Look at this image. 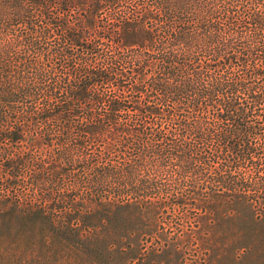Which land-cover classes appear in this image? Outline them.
Instances as JSON below:
<instances>
[{"label": "trees", "instance_id": "1", "mask_svg": "<svg viewBox=\"0 0 264 264\" xmlns=\"http://www.w3.org/2000/svg\"><path fill=\"white\" fill-rule=\"evenodd\" d=\"M0 264H264V0H0Z\"/></svg>", "mask_w": 264, "mask_h": 264}]
</instances>
